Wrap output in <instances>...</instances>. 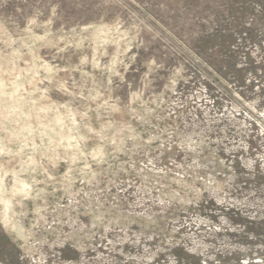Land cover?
<instances>
[{"label": "rangeland", "instance_id": "374dc122", "mask_svg": "<svg viewBox=\"0 0 264 264\" xmlns=\"http://www.w3.org/2000/svg\"><path fill=\"white\" fill-rule=\"evenodd\" d=\"M0 264H264V0H0Z\"/></svg>", "mask_w": 264, "mask_h": 264}]
</instances>
